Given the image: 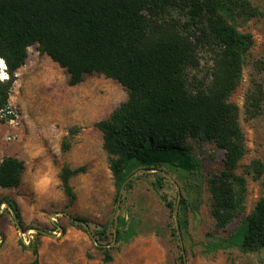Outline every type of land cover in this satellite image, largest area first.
Masks as SVG:
<instances>
[{
  "label": "trees",
  "instance_id": "obj_1",
  "mask_svg": "<svg viewBox=\"0 0 264 264\" xmlns=\"http://www.w3.org/2000/svg\"><path fill=\"white\" fill-rule=\"evenodd\" d=\"M262 18L264 10L250 0H0V61L7 75L0 79V114L10 111L17 72L33 46L66 71L70 86L93 74L117 82L126 90L127 100L95 123L108 155L114 202L130 188L136 173L167 170L181 184L178 216L180 231L185 232L187 213L198 211L202 193L200 161L185 144L188 139L210 143L224 153V170L205 182L215 226L225 229L243 213L247 192L246 178L237 173L247 152L245 135L239 108L230 102L253 46L252 35L241 28ZM203 52L211 56L212 65L205 80L191 86L189 73L198 70ZM260 65L259 74L264 62ZM252 86L244 106L246 120L263 111V84L253 77ZM6 119L14 118L7 113ZM69 147L63 143L64 152ZM243 169L254 180L264 177L260 160ZM85 171L84 166L60 169L65 209L76 201L71 178ZM24 172L23 160L4 157L0 188H19ZM2 204L16 225L28 229L14 199L0 197ZM73 218L84 229L87 221ZM116 224V243H128L136 236L134 227L125 229L124 218ZM111 225L114 220L95 234L105 239ZM206 241L208 253L231 247L244 253L264 251V194L234 234ZM101 250L103 263H110V254ZM32 252L38 255L36 247ZM179 262L184 264L183 256Z\"/></svg>",
  "mask_w": 264,
  "mask_h": 264
},
{
  "label": "rangeland",
  "instance_id": "obj_2",
  "mask_svg": "<svg viewBox=\"0 0 264 264\" xmlns=\"http://www.w3.org/2000/svg\"><path fill=\"white\" fill-rule=\"evenodd\" d=\"M250 1L264 10V0ZM241 31L252 35L253 46L230 102L239 108V123L245 135L247 152L237 173L246 178L247 192L243 213L225 229L215 226L205 182L224 170L222 150L210 143L186 141L201 164L202 193L198 211L187 213L185 232L179 228L181 184L167 170L136 173L130 188L121 191L115 203L108 155L95 123L108 118L127 100L126 90L96 74L70 86L64 69L40 54L36 46L29 48L10 96L9 110L14 119L8 121L7 112L0 114V156H14L25 163L22 185L17 189L0 188V197L16 201L22 225L28 229L21 228L20 233L11 212L4 204L0 206V264H105L101 249L112 257L107 264H180V256L184 264H264L263 250L244 253L231 247L205 251L207 238L234 234L264 194V177L254 180L243 169L254 160L264 162V105L254 119L246 120L244 114L253 77L264 89V71L258 73L260 62H264V18L251 20ZM211 65V56L201 53L200 67L188 76L191 86L205 80ZM64 142L70 143L65 152ZM63 166L86 168L85 173L70 180L76 201L68 209L58 178ZM73 217L87 221L84 229L71 220ZM119 217L124 218L125 229H135L136 236L128 243L115 242ZM113 220L114 225L101 240L95 233ZM25 239L30 241L28 245Z\"/></svg>",
  "mask_w": 264,
  "mask_h": 264
},
{
  "label": "built area",
  "instance_id": "obj_3",
  "mask_svg": "<svg viewBox=\"0 0 264 264\" xmlns=\"http://www.w3.org/2000/svg\"><path fill=\"white\" fill-rule=\"evenodd\" d=\"M2 64V61H0V65ZM1 67V66H0ZM0 79L1 80H5V79H7V75H6V73H5V70H2L1 68H0ZM7 113H9V114H11L12 112L11 111H8ZM12 121V120H11ZM24 243L26 244V245H28L29 243H30V241L29 240H24Z\"/></svg>",
  "mask_w": 264,
  "mask_h": 264
},
{
  "label": "water",
  "instance_id": "obj_4",
  "mask_svg": "<svg viewBox=\"0 0 264 264\" xmlns=\"http://www.w3.org/2000/svg\"><path fill=\"white\" fill-rule=\"evenodd\" d=\"M2 65H3V67H4V70H5V64L3 63V61H2ZM118 202H119V199H118ZM5 205V204H4ZM6 206V205H5ZM72 221H74V222H76V223H79L78 221H76V220H74V219H71ZM82 224V223H81ZM82 225H84V224H82ZM17 228H18V230L20 231V233H21V231H22V229H21V226L20 225H17Z\"/></svg>",
  "mask_w": 264,
  "mask_h": 264
},
{
  "label": "crops",
  "instance_id": "obj_5",
  "mask_svg": "<svg viewBox=\"0 0 264 264\" xmlns=\"http://www.w3.org/2000/svg\"><path fill=\"white\" fill-rule=\"evenodd\" d=\"M12 157H14V156H12ZM17 158V157H16ZM3 158H2V156H0V162H1V160H2ZM19 159V158H18ZM21 160V159H20ZM22 183H23V179H22ZM22 183H21V185H22Z\"/></svg>",
  "mask_w": 264,
  "mask_h": 264
},
{
  "label": "bare ground",
  "instance_id": "obj_6",
  "mask_svg": "<svg viewBox=\"0 0 264 264\" xmlns=\"http://www.w3.org/2000/svg\"><path fill=\"white\" fill-rule=\"evenodd\" d=\"M0 66H1L0 68H1L2 70H4V67H3V65L1 64Z\"/></svg>",
  "mask_w": 264,
  "mask_h": 264
}]
</instances>
